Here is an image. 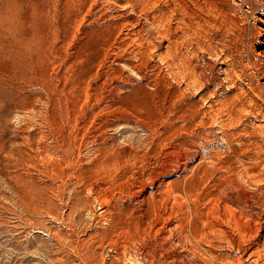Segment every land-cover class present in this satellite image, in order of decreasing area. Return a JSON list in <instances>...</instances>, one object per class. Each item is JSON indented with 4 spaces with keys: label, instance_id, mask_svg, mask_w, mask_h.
I'll return each mask as SVG.
<instances>
[{
    "label": "rangeland",
    "instance_id": "1",
    "mask_svg": "<svg viewBox=\"0 0 264 264\" xmlns=\"http://www.w3.org/2000/svg\"><path fill=\"white\" fill-rule=\"evenodd\" d=\"M0 264H264V0H0Z\"/></svg>",
    "mask_w": 264,
    "mask_h": 264
}]
</instances>
